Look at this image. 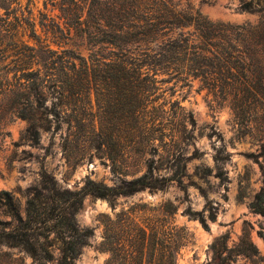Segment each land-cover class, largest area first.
Here are the masks:
<instances>
[{
    "label": "rangeland",
    "instance_id": "rangeland-1",
    "mask_svg": "<svg viewBox=\"0 0 264 264\" xmlns=\"http://www.w3.org/2000/svg\"><path fill=\"white\" fill-rule=\"evenodd\" d=\"M45 1L0 0V191L13 195L22 215L26 200L39 187L42 170L53 174L62 189L71 191L81 189L87 177L107 185L118 183L107 158L90 156L94 150L75 162L77 143L86 140L87 128L79 126L74 117L90 118L101 105L102 94L92 91L66 103L45 87L44 99L37 97L36 84L49 78L52 61L45 50L41 57L34 56L38 43L31 28L53 49L72 48L84 56L90 52L109 56L117 49L74 32L55 44L40 24L58 20L59 10ZM176 1L220 23L221 33L230 37L221 40L228 56H235V48L243 49L237 26L264 19V0H253L255 11L242 9V0ZM183 31L195 40L200 33L194 25ZM163 77L157 76L156 87L145 93L149 102L142 104L145 108L136 135L141 141L150 138L154 146L147 156L160 167L155 175L175 177L159 189L145 188L112 201L86 194L75 220L80 229H93V235L74 264H132L137 256L140 264H166L168 255L160 252L164 238L172 247L179 244L170 257L174 264H264V215L250 207L254 195L264 189V102L237 100L234 90L210 88L199 79L187 84ZM41 104L48 107V113H35L39 131L35 141L26 116ZM95 125L98 129L97 121ZM125 159L136 167L129 155ZM0 218H4L1 213ZM244 230L258 251L252 257L234 251ZM223 235L224 248L218 242ZM151 245L156 249L153 253ZM0 264L56 261L39 263L24 251L2 246Z\"/></svg>",
    "mask_w": 264,
    "mask_h": 264
},
{
    "label": "trees",
    "instance_id": "trees-1",
    "mask_svg": "<svg viewBox=\"0 0 264 264\" xmlns=\"http://www.w3.org/2000/svg\"><path fill=\"white\" fill-rule=\"evenodd\" d=\"M47 1L59 10L58 20L51 18L47 24L40 25L50 33L55 44L59 45L58 39H68L74 32L117 49L109 56L95 52L84 56L72 48L53 49L43 44L35 28H31L38 43L34 56L41 57L45 50L47 59L52 61L49 78L36 84L37 97L44 99L45 87L66 103L75 101L80 94L90 95L92 91L102 94L101 105L90 118L74 117L79 126L87 128L86 140L77 143L75 162L88 155V150H94L90 156L107 158L118 183L107 185L87 177L81 189L71 191L62 189L53 174L42 170L39 187L26 200L24 215L13 195L1 190L0 213L4 218H0V247L24 251L39 263L55 259L56 264H74L81 248L89 244V237L93 235V229H80L75 220L86 194L112 201L119 195H130L145 188L159 189L165 185L164 181L175 177L155 175L160 167L147 156L152 154L154 146L150 138L141 141L136 135L140 114L145 108L142 104L149 102V94L145 93L156 87L157 76L187 84L199 79L210 88L234 90L239 95L237 100L264 102V19L237 26L243 49L235 48V56H228L221 40L230 37L221 33L220 23L209 21L199 10L182 8L176 0H91L89 4L87 0H46L45 5ZM240 7L256 10L253 0H242ZM190 25L200 31L196 40L183 31ZM17 54L26 57L23 51ZM47 108L44 104L35 106L29 110L30 116H26L28 130L35 141L39 137L35 113H48ZM126 154L137 162L136 167L127 164ZM142 167L143 173L127 177ZM250 207L264 215V189L254 195ZM199 219L207 227L205 218ZM210 219L215 218L211 215ZM225 237L218 239L223 248ZM160 246L164 257L168 255L166 264H174L170 257L179 244L172 247L171 241L164 238ZM153 247L149 246L151 253L156 250ZM137 251L142 253L143 246ZM234 251L246 257L258 253L246 230ZM137 259L140 258L137 256ZM137 259L132 264H140Z\"/></svg>",
    "mask_w": 264,
    "mask_h": 264
}]
</instances>
